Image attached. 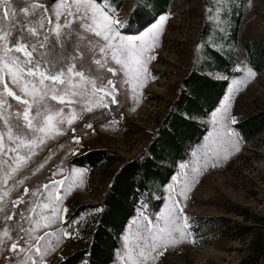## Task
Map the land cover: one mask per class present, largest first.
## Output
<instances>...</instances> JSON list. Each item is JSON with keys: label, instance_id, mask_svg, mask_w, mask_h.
<instances>
[{"label": "rangeland", "instance_id": "1", "mask_svg": "<svg viewBox=\"0 0 264 264\" xmlns=\"http://www.w3.org/2000/svg\"><path fill=\"white\" fill-rule=\"evenodd\" d=\"M125 1L126 6L116 16L109 12L112 19L123 20L132 7L144 3L143 0ZM31 2L42 3L48 7L54 0ZM55 2L59 3L60 0ZM14 6L23 5L14 3ZM191 8L205 9L213 27L207 43L229 56H232L234 48L239 62L238 68L242 71L241 74L228 78L225 94L215 109L204 118L208 130L200 145L189 150L188 161L177 162L174 175L161 187L163 201L159 210L147 212L141 207H136L134 216L128 220L120 235V247L115 251L112 264H131L125 255V236L129 232H135L137 227L144 226L146 222L143 216L154 218L170 207L173 213L179 208L183 209L179 221L183 227L180 231L173 232L172 239L175 243L167 240L161 243L157 251L152 253L149 264L240 263L246 252L249 237L238 240L221 239L215 235L220 226L212 224L206 218L227 216L237 225H247L251 223L252 216L264 214V131L252 140L244 142L232 123L243 115L264 109V71H258L248 63L242 46L245 39L264 37V0H195L190 3L175 0L172 2L171 12L159 14L152 22L157 24L162 17L165 18L156 35V42L148 53L155 59L147 62V71L133 82L136 85L134 93L130 84L121 85L123 74L120 73L119 80L114 79L117 84V103L112 104L109 97L108 108L93 107L92 112H87L81 111L82 105L66 107L51 102L55 105V110L64 109L66 119L71 118L74 108L77 119L71 125L65 120L60 126L63 134L46 139L44 145L35 149V155L27 166L22 168L21 173L13 174L15 185L11 179L8 184L3 183L4 166H0V195L11 189L4 202L9 209L8 214H13L12 201L20 196L26 201V205L19 206L21 212L25 211L26 206L35 208V212H25V215L33 217L31 224L14 217L13 221L3 226L23 223L25 228L32 229L33 237L44 238L39 243V253L35 252L34 244L31 252L19 254L20 259L31 255L33 259L28 264H33V261L35 264H56L81 246L84 221H73L71 215L78 205L96 203L102 199L117 163H105L91 170L73 164L71 158L88 149L105 147L131 159L144 149L153 136L158 120L163 117L170 102L176 97L178 82L193 68L197 55L199 61L205 58L204 44H195L202 23L198 17L193 16ZM143 31L144 29L135 34L142 35ZM234 32L237 38L235 40ZM249 69L253 72L252 76L247 74ZM209 73L221 77L214 70ZM106 76L113 78L110 73H106ZM75 82L78 81L74 79ZM5 83L17 94L22 95L9 78H5ZM121 87L127 90L126 95L120 94ZM2 91L3 86L0 85V92ZM9 102L14 105L13 111L19 110L20 106H17L14 100L9 98ZM226 104L227 121L222 115ZM213 117L216 123H213ZM89 124L92 128L86 127ZM226 126L234 132L232 140L235 146H227L225 153L223 148L213 144L212 149L206 153L205 145L217 136L223 137ZM0 132L5 133V147H13L14 145L7 142L6 126L3 125L2 119ZM213 133H216V136H213ZM74 137L79 138V143L75 142ZM11 155L14 154L8 153V157ZM42 163L44 168L36 172ZM182 164L187 167L181 168ZM197 168L198 172L195 171ZM22 179L24 183L19 184ZM52 181L63 183H58L54 192L53 189H48V192H53V200L49 202L43 185ZM25 189L28 191L25 192ZM37 189L43 195L32 196L31 193ZM173 201H178L175 207ZM43 203H49L50 208L57 210L51 222L41 216V212L43 216H53L49 209L39 207ZM232 204L238 205L241 210L247 209L249 217L229 211L228 208ZM2 216L3 214H0V224H3ZM35 220H40L41 226L38 227ZM66 220H71L72 223L66 224ZM192 226L195 228V234L191 231ZM2 231L3 228L0 227V235ZM15 239L14 236L13 240ZM0 254L3 255L0 264H9V257L14 255L10 250L5 252L2 248Z\"/></svg>", "mask_w": 264, "mask_h": 264}, {"label": "snow or ice", "instance_id": "2", "mask_svg": "<svg viewBox=\"0 0 264 264\" xmlns=\"http://www.w3.org/2000/svg\"><path fill=\"white\" fill-rule=\"evenodd\" d=\"M14 3L23 6H14ZM132 15L137 16V12ZM164 19L162 17L160 23L151 26L140 25L136 31L139 33L141 28L144 29L142 35L122 34L131 33L133 20L131 17L127 21L112 19L104 0H60L59 3L54 0L48 7L31 0H0V85L3 86L0 92V119L6 126L7 142L14 145L6 148L5 133L0 132V166H4V184H8L10 179L14 181L13 174L21 173L35 155V149L44 145L46 139L63 134L60 126L65 120L71 125L77 119L74 108L71 118L66 119L64 109L55 110L51 102L66 107L82 105L81 111L87 112H92L93 107L108 108L109 97L112 104L117 103V84L114 79L119 80L120 73L123 74L121 85L130 84L135 92L136 85L133 82L147 71V62L155 59L148 53L156 42ZM106 73H110L113 78H107ZM247 74L252 76V70L249 69ZM6 77L22 95L5 83ZM74 79L78 82L74 83ZM120 94L126 95L127 90L121 87ZM9 98L20 106L19 110L13 111L14 105L9 102ZM222 115L227 121V104ZM213 123H216L215 117ZM86 127L92 128V125ZM212 135L216 136V133ZM233 135L234 132L226 126L224 136L212 139L205 145V152L215 144L227 153V146H235ZM74 140L79 143L78 137H74ZM8 153L14 155L8 157ZM146 158L152 159L150 156ZM44 166L40 164L36 172ZM186 167L181 165V168ZM195 171L198 172L199 168ZM23 183V179L19 181V184ZM58 183L62 184L63 181L43 185L49 202L53 200ZM50 188L53 192H48ZM10 191L6 190L0 195V214H3L0 248L14 254L9 257V264H28L32 256L25 255L20 259L19 254L31 252L34 244L35 252L39 253V243L44 238L33 237L32 229L25 228L23 223L3 226L13 221L14 217L31 224L33 217L25 215V212H35L34 207L27 206L24 212L19 210L20 205H26L25 198L20 196L12 201L13 214L9 215L4 202ZM31 195L39 197L43 194L37 189ZM177 203L173 201V207ZM39 207L53 213V216H43L41 212L43 219L51 222L57 210L50 208L49 203ZM182 212L183 209L179 208L173 213L170 207L157 217L143 216L146 222L144 226L137 227L135 232H129L124 238L127 261L131 264H149L152 253L157 251L163 241L175 243L172 234L183 227L179 222ZM184 219L187 220L186 215ZM35 223L41 226L40 220H35ZM65 223L72 221L66 220ZM0 259H3L2 254ZM81 264H90V259L82 260Z\"/></svg>", "mask_w": 264, "mask_h": 264}, {"label": "trees", "instance_id": "3", "mask_svg": "<svg viewBox=\"0 0 264 264\" xmlns=\"http://www.w3.org/2000/svg\"><path fill=\"white\" fill-rule=\"evenodd\" d=\"M173 1L143 0L141 6L132 7L120 21H127L131 17V33L135 34L140 25H148L159 14L171 12ZM178 1L190 3L195 0ZM104 2L114 16L126 6L125 0ZM191 9L193 16L202 23L195 44H204L205 58L199 61L197 55L193 68L178 82L176 97L158 120L153 136L144 149L131 159L105 147L88 149L71 158L73 164L91 170L105 163H117V167L100 201L82 203L75 208L71 220L84 221L81 246L56 264H81L85 259H90V264H112L115 251L120 247V235L128 220L134 216L136 207L142 208L143 205L147 212L159 210L163 201L161 187L174 175L177 162L188 161L189 150L200 145L208 130L204 118L225 94L228 78L241 74L234 48L232 56H229L207 43L213 27L205 9ZM133 12H137V16H133ZM233 39H237L236 32ZM242 46L248 63L256 70L264 71V37L245 39ZM212 70L221 77L211 75L209 72ZM234 127L241 141L252 140L264 131V109L243 115L235 121ZM149 156L152 159L146 158ZM228 209L249 217L248 210H241L236 204ZM206 220L220 226L215 235L221 239L249 237L246 252L239 264H264V214L252 216L251 223L247 225H237L227 216H212ZM188 223L191 224V221L188 220ZM191 231L195 234L194 226Z\"/></svg>", "mask_w": 264, "mask_h": 264}, {"label": "bare ground", "instance_id": "4", "mask_svg": "<svg viewBox=\"0 0 264 264\" xmlns=\"http://www.w3.org/2000/svg\"><path fill=\"white\" fill-rule=\"evenodd\" d=\"M122 244H124V242H123V238H122ZM122 246H124V245H122Z\"/></svg>", "mask_w": 264, "mask_h": 264}, {"label": "water", "instance_id": "5", "mask_svg": "<svg viewBox=\"0 0 264 264\" xmlns=\"http://www.w3.org/2000/svg\"><path fill=\"white\" fill-rule=\"evenodd\" d=\"M152 22H153V21H152ZM152 22H151V23H149L148 25L152 24ZM141 30H143V29H141Z\"/></svg>", "mask_w": 264, "mask_h": 264}]
</instances>
